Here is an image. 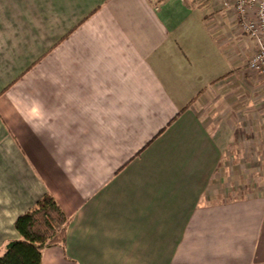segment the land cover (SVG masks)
Wrapping results in <instances>:
<instances>
[{"label":"crops","instance_id":"0c3cea01","mask_svg":"<svg viewBox=\"0 0 264 264\" xmlns=\"http://www.w3.org/2000/svg\"><path fill=\"white\" fill-rule=\"evenodd\" d=\"M224 0H0V255L51 194L42 264H264V77Z\"/></svg>","mask_w":264,"mask_h":264},{"label":"trees","instance_id":"16d2710c","mask_svg":"<svg viewBox=\"0 0 264 264\" xmlns=\"http://www.w3.org/2000/svg\"><path fill=\"white\" fill-rule=\"evenodd\" d=\"M68 223L58 201L45 194L16 220L15 227L22 237L6 245L0 264H42L44 249L65 245Z\"/></svg>","mask_w":264,"mask_h":264},{"label":"built area","instance_id":"2783aa9c","mask_svg":"<svg viewBox=\"0 0 264 264\" xmlns=\"http://www.w3.org/2000/svg\"><path fill=\"white\" fill-rule=\"evenodd\" d=\"M224 7L233 8L243 34L255 44L247 67L264 77V0H224Z\"/></svg>","mask_w":264,"mask_h":264}]
</instances>
